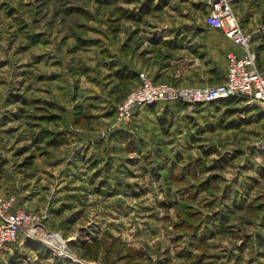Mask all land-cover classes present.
<instances>
[{"label":"rangeland","instance_id":"obj_1","mask_svg":"<svg viewBox=\"0 0 264 264\" xmlns=\"http://www.w3.org/2000/svg\"><path fill=\"white\" fill-rule=\"evenodd\" d=\"M232 2L264 44V0ZM204 18L205 0H0V196L42 218L0 264H264L260 110L116 122L131 61L158 85L215 87L153 76L183 53L162 32Z\"/></svg>","mask_w":264,"mask_h":264},{"label":"built area","instance_id":"obj_2","mask_svg":"<svg viewBox=\"0 0 264 264\" xmlns=\"http://www.w3.org/2000/svg\"><path fill=\"white\" fill-rule=\"evenodd\" d=\"M205 22L221 31L243 54L228 53L227 75L223 84L213 88L178 89L158 85L139 73V86L128 93L116 111L118 123L126 125L132 121L137 110L155 104L207 105L218 101L241 98L248 107L264 110V73L257 63V52L251 34L244 31L234 14L231 0H205ZM14 195L0 196V252L15 243L23 230L34 233L41 217L38 214L16 209Z\"/></svg>","mask_w":264,"mask_h":264},{"label":"crops","instance_id":"obj_3","mask_svg":"<svg viewBox=\"0 0 264 264\" xmlns=\"http://www.w3.org/2000/svg\"><path fill=\"white\" fill-rule=\"evenodd\" d=\"M231 3L233 7L232 0ZM235 16L237 17L236 14ZM237 19L244 31L252 35L253 45H259L262 38L256 35L257 30L252 29V32L249 33L238 17ZM162 37L167 40L175 39V44L169 48L166 47L167 49L183 53L176 55L171 64L164 63L162 71L155 75L153 74V76L160 82L169 75V70L174 68L172 76L176 78L180 87H204L213 83V80L216 83L214 86L223 84L227 75L228 53L243 54V51L227 39L221 31L210 28L206 24L205 18L203 22H200L199 19L198 22H192L189 25L185 24L182 29L177 27V29L173 28L165 33L162 32ZM148 56L146 55V57ZM148 58L147 60L152 59V57ZM126 67L134 73L142 72L139 66L132 61L129 64L127 63ZM259 67L264 73V68L261 65ZM145 111L146 109L144 108L140 109L137 111V115ZM137 115L134 116L132 123Z\"/></svg>","mask_w":264,"mask_h":264},{"label":"trees","instance_id":"obj_4","mask_svg":"<svg viewBox=\"0 0 264 264\" xmlns=\"http://www.w3.org/2000/svg\"><path fill=\"white\" fill-rule=\"evenodd\" d=\"M154 42H156L155 40H154ZM264 44L262 43L261 45H253V47H254V49H255V51L257 52V55H259L260 54V46H263ZM117 74H118V76L120 77V76H122V77H124V78H127V79H130V80H137L138 79V77H139V73L138 72H136V73H134L133 71H130L127 67L125 68V70H123V71H118V72H116ZM244 102V100L243 99H241V98H231V99H226V100H222V101H218V102H215V103H211V104H207V105H200V106H216V107H219V106H226V107H237V106H239V104H241V103H243ZM163 105V106H162ZM187 106V104H180V103H173V104H155V105H152V106H149V107H146V108H144V109H151V111L153 110V109H157V106H162V108H168V110L169 111H171V109H170V107H172V106H174V107H179V109H181V108H183L182 106ZM159 108V107H158ZM258 110H260V112L262 113V114H264V110L261 108V107H259V106H257L256 107ZM168 110L166 109V112H168ZM242 110V108H238V109H236V110H234L235 112H237V111H241ZM255 110V109H254ZM138 111V110H137ZM137 111L135 112V115H137ZM164 111V110H163ZM134 115V116H135ZM34 250V249H33ZM35 250H37V249H35Z\"/></svg>","mask_w":264,"mask_h":264},{"label":"bare ground","instance_id":"obj_5","mask_svg":"<svg viewBox=\"0 0 264 264\" xmlns=\"http://www.w3.org/2000/svg\"><path fill=\"white\" fill-rule=\"evenodd\" d=\"M63 247H64V246L61 244V248H62V249H64Z\"/></svg>","mask_w":264,"mask_h":264}]
</instances>
